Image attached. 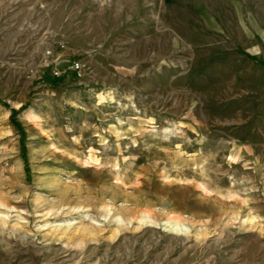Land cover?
I'll use <instances>...</instances> for the list:
<instances>
[{
  "label": "rangeland",
  "instance_id": "obj_1",
  "mask_svg": "<svg viewBox=\"0 0 264 264\" xmlns=\"http://www.w3.org/2000/svg\"><path fill=\"white\" fill-rule=\"evenodd\" d=\"M0 264H264V0H0Z\"/></svg>",
  "mask_w": 264,
  "mask_h": 264
},
{
  "label": "built area",
  "instance_id": "obj_2",
  "mask_svg": "<svg viewBox=\"0 0 264 264\" xmlns=\"http://www.w3.org/2000/svg\"><path fill=\"white\" fill-rule=\"evenodd\" d=\"M47 53H48V55H50L48 58H49V60H47L48 61V64H50V65H54V59L52 58L53 57V55H51V51H47ZM46 60V59H45ZM84 67H85V64H84V62L83 61H81V60H74V61H72V63L70 64V69L71 70H73V71H75L79 76H82V71H83V69H84ZM52 68H53V74L55 75V76H61V74H62V71L59 69V68H57V67H55V66H52Z\"/></svg>",
  "mask_w": 264,
  "mask_h": 264
},
{
  "label": "crops",
  "instance_id": "obj_3",
  "mask_svg": "<svg viewBox=\"0 0 264 264\" xmlns=\"http://www.w3.org/2000/svg\"><path fill=\"white\" fill-rule=\"evenodd\" d=\"M50 11V10H49ZM47 15H49L50 17H52L53 16V14H49V13H47Z\"/></svg>",
  "mask_w": 264,
  "mask_h": 264
}]
</instances>
